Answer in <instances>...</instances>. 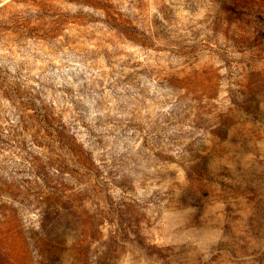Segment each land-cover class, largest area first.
Segmentation results:
<instances>
[{
	"label": "rangeland",
	"instance_id": "1",
	"mask_svg": "<svg viewBox=\"0 0 264 264\" xmlns=\"http://www.w3.org/2000/svg\"><path fill=\"white\" fill-rule=\"evenodd\" d=\"M0 264H264V0H0Z\"/></svg>",
	"mask_w": 264,
	"mask_h": 264
}]
</instances>
